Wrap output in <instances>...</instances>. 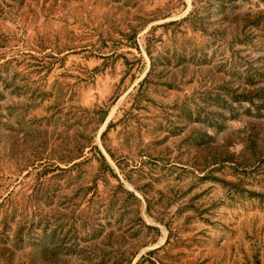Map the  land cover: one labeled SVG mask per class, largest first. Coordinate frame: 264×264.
Masks as SVG:
<instances>
[{"label": "rangeland", "instance_id": "374dc122", "mask_svg": "<svg viewBox=\"0 0 264 264\" xmlns=\"http://www.w3.org/2000/svg\"><path fill=\"white\" fill-rule=\"evenodd\" d=\"M0 264H264V0H0Z\"/></svg>", "mask_w": 264, "mask_h": 264}]
</instances>
